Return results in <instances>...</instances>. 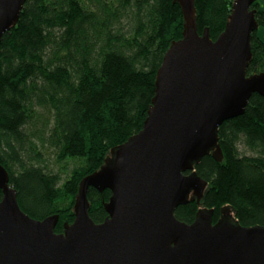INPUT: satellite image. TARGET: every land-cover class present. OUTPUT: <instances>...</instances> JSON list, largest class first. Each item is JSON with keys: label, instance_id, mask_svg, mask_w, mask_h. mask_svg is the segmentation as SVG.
I'll use <instances>...</instances> for the list:
<instances>
[{"label": "trees", "instance_id": "1", "mask_svg": "<svg viewBox=\"0 0 264 264\" xmlns=\"http://www.w3.org/2000/svg\"><path fill=\"white\" fill-rule=\"evenodd\" d=\"M233 1L195 0L199 34L208 29L217 40ZM261 1L252 9L264 28ZM183 30L173 0H26L0 47V163L24 212L39 220L59 215L57 233L74 222L80 182L142 130L158 69ZM251 47L247 73H262L258 31ZM218 138L222 161L210 153L195 167L208 182L202 208L214 210L213 223L228 206L242 226L264 227V98L254 94L243 115L220 126ZM45 147L63 170L44 165ZM110 196L89 189V214L98 224L108 216ZM199 209L194 201L175 215L191 224Z\"/></svg>", "mask_w": 264, "mask_h": 264}, {"label": "water", "instance_id": "2", "mask_svg": "<svg viewBox=\"0 0 264 264\" xmlns=\"http://www.w3.org/2000/svg\"><path fill=\"white\" fill-rule=\"evenodd\" d=\"M173 1L184 30L158 69L143 128L80 182L64 232L55 231L59 215L39 220L22 210L0 163V264H264V227L230 220L228 206L213 223L214 210L201 204L208 182L195 174L210 153L222 161L220 126L243 115L254 94L264 98V72L247 73L258 0H234L215 41L208 29L198 32L195 0ZM25 2L0 0V47ZM90 188L111 192L99 224L89 214ZM194 201L195 221L177 219V208Z\"/></svg>", "mask_w": 264, "mask_h": 264}, {"label": "rangeland", "instance_id": "3", "mask_svg": "<svg viewBox=\"0 0 264 264\" xmlns=\"http://www.w3.org/2000/svg\"><path fill=\"white\" fill-rule=\"evenodd\" d=\"M260 7L261 10H264V2H260ZM258 36L262 37L264 39V28L261 27L258 30ZM41 128V122L38 121L37 122V129ZM42 150V154H43V159H44V165L51 171L53 172H58L63 170L64 164H60L58 163L57 159H56V155L55 152L52 149H49L47 147L41 149ZM234 216L233 211H229L228 212V218L231 220L232 217Z\"/></svg>", "mask_w": 264, "mask_h": 264}, {"label": "crops", "instance_id": "4", "mask_svg": "<svg viewBox=\"0 0 264 264\" xmlns=\"http://www.w3.org/2000/svg\"><path fill=\"white\" fill-rule=\"evenodd\" d=\"M259 38H261V40L264 42V39L262 37H259Z\"/></svg>", "mask_w": 264, "mask_h": 264}]
</instances>
